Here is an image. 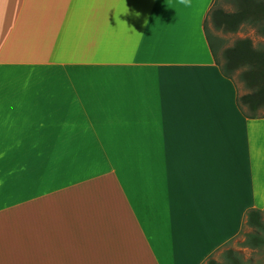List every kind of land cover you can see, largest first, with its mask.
Masks as SVG:
<instances>
[{
	"label": "crops",
	"instance_id": "obj_1",
	"mask_svg": "<svg viewBox=\"0 0 264 264\" xmlns=\"http://www.w3.org/2000/svg\"><path fill=\"white\" fill-rule=\"evenodd\" d=\"M212 2L0 0V264H205L264 211Z\"/></svg>",
	"mask_w": 264,
	"mask_h": 264
},
{
	"label": "trees",
	"instance_id": "obj_2",
	"mask_svg": "<svg viewBox=\"0 0 264 264\" xmlns=\"http://www.w3.org/2000/svg\"><path fill=\"white\" fill-rule=\"evenodd\" d=\"M232 1L235 11L224 12L215 7L216 0H213L203 28L221 74L234 80L233 75L237 73L238 80L247 89V93L237 97V105L245 116L253 118L258 116L259 111L264 110V47L260 49L254 47L249 38L239 39L222 51L223 63H220L217 52L223 41L207 28V19L210 17L211 25L215 30L233 33L242 25H250L264 38V0ZM245 228L249 231L244 232L245 239L240 245L257 249L264 256V211L249 210L245 215L241 234ZM228 252L230 255H236L231 250ZM228 263L231 264V261ZM205 264L219 263L210 258Z\"/></svg>",
	"mask_w": 264,
	"mask_h": 264
},
{
	"label": "rangeland",
	"instance_id": "obj_3",
	"mask_svg": "<svg viewBox=\"0 0 264 264\" xmlns=\"http://www.w3.org/2000/svg\"><path fill=\"white\" fill-rule=\"evenodd\" d=\"M216 8L223 10L224 12H234L235 5L232 0H216L215 4ZM207 28L212 32L213 35L222 39V45L218 49L217 58L220 63H223L222 59V51L226 48L231 47L237 40L243 38H249L254 47L260 49L264 47V38L261 37L256 29L250 25H242L236 32H223L222 30L213 29L210 17L207 19ZM234 82L237 84L239 88V96L247 93V89L244 87L243 83L240 82L237 78V73L233 75ZM264 113V110L259 111L258 115ZM249 231L248 229H244L242 234L234 241L226 245L224 248L215 253L211 258L215 260L219 264H264V256L259 253L257 249H252L249 247L241 246L240 244L244 241V232ZM233 251V254H229L228 251Z\"/></svg>",
	"mask_w": 264,
	"mask_h": 264
},
{
	"label": "clouds",
	"instance_id": "obj_4",
	"mask_svg": "<svg viewBox=\"0 0 264 264\" xmlns=\"http://www.w3.org/2000/svg\"><path fill=\"white\" fill-rule=\"evenodd\" d=\"M180 3L184 4L185 6H188L189 0H180Z\"/></svg>",
	"mask_w": 264,
	"mask_h": 264
}]
</instances>
